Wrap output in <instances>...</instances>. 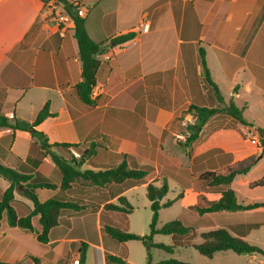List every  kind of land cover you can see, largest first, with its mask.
Returning a JSON list of instances; mask_svg holds the SVG:
<instances>
[{"label": "crops", "instance_id": "0c3cea01", "mask_svg": "<svg viewBox=\"0 0 264 264\" xmlns=\"http://www.w3.org/2000/svg\"><path fill=\"white\" fill-rule=\"evenodd\" d=\"M68 1L83 9L84 25L85 18H90L88 35L93 41L102 43L103 52L97 56L100 63L96 84L91 92L93 104L81 103L72 92L71 98H66V93L81 80V61L73 37L72 19L66 23L54 21L53 0H0V114L10 123L15 119L31 122L48 102L51 115L35 129L45 134L48 143H82L85 147L93 144L94 153L81 165V170H99L117 164L122 154L127 153L129 165L149 164L152 166L150 172L155 171L151 178L143 179L144 185L151 181L159 186L163 178L166 181L170 178L180 190L194 191L190 175L196 169L197 186L201 191H194L189 205L199 203V194L207 200H217L220 192L206 189L199 174L206 170L222 172L219 169L223 165L227 172L229 167H235V162L252 157L260 147L248 145L241 139L240 131L244 128L264 131V0H213L212 3V0ZM140 23L145 25V33L137 31ZM213 30H217L222 39L217 35L215 40L213 35V41L206 43L205 36ZM130 32L133 33L130 39L117 40ZM197 42L204 46L207 66L216 85L220 79L215 76L210 62L219 64L221 59L229 58L233 61L230 68L220 66L216 69L228 82L227 97L218 85L220 97L215 92L213 96L206 93L200 67L195 65L198 49L202 47ZM215 46L225 51L222 57L215 53ZM239 60L242 64H237ZM225 70L231 73L230 77ZM209 97L214 104H206ZM221 100H230L229 107L232 104L240 109L246 124L217 111L201 128L191 145L192 152L188 147L185 152L176 140L189 134L188 128L182 127L179 121L182 111L191 106L217 108ZM33 141L35 138L29 131L0 127V164L16 168L19 162L25 161ZM253 163L248 164L249 168ZM128 182L104 185L113 188L105 202L116 203L119 195L125 196L135 186L127 185ZM0 183L4 189L9 185L3 177ZM179 193L181 196L176 199H184L185 192ZM25 202L30 206L29 201ZM256 212H264V207L238 213L224 212L231 217V226L222 225L209 213L202 214L200 216L208 215L213 219L211 227L206 229L181 220L194 227L190 237L194 242L199 241L200 232L221 226L232 235L241 234L246 240L251 230L264 226V222L249 226L247 230L240 227L238 231L232 222L241 219L246 224L253 221ZM86 216V213L71 211L63 214L61 217L69 221L65 219V226L56 240H61L62 244L74 240L68 239V235L76 224L78 229L86 228ZM12 230L20 232L23 238L27 235L25 229L10 226L3 215L0 236ZM52 234L53 228L46 245L54 242ZM170 236L173 243L168 245H173L172 253L175 248L191 246L177 244L184 237ZM84 241L87 248L94 245L88 238ZM126 242L123 243L126 249L116 246L104 249L103 245H97V249L86 248L84 264H115L107 262L108 254L141 264L137 253L128 249ZM51 250L56 253L54 264H59L60 255L68 259L63 264L78 262L79 249ZM152 250L149 264H157L160 260L152 258ZM256 254L247 256L252 258ZM40 259L41 264L47 263L44 254Z\"/></svg>", "mask_w": 264, "mask_h": 264}, {"label": "trees", "instance_id": "16d2710c", "mask_svg": "<svg viewBox=\"0 0 264 264\" xmlns=\"http://www.w3.org/2000/svg\"><path fill=\"white\" fill-rule=\"evenodd\" d=\"M55 1L62 3L64 11L73 21V37L77 41L79 58L81 61V80L73 85L72 89L66 93V98L70 99V93L72 92L81 103L92 105L93 100L91 98V92L96 84V73L100 63L97 56L103 52L102 43H97L90 38L84 25V18L78 15L76 11V5L68 0ZM132 36L133 33H126L119 36L117 40L122 42L130 39ZM219 50L220 49H216L215 51L218 52ZM223 52L224 53H217L219 58L225 54V51ZM198 56L206 83L209 84L215 94L220 97V91L211 78L203 47H199ZM237 64H242V61L239 60ZM230 75L231 73L228 72L227 76ZM192 108L195 110V118L193 123L189 124L187 127L189 134L185 138V146H189L192 141L197 139L205 122L218 111L214 107L192 106ZM228 112L240 123L246 124L245 119L241 116L240 109L231 104L228 108ZM49 115H51V113L48 109V102L42 106L31 122L15 119L13 123H10L4 115L0 114V127H10L12 129L29 131L31 136L35 138V141L31 142L29 154L25 161L19 162L16 168H10L0 164V177L10 182L4 190L0 189V220L2 216L5 215L6 221L10 226H18L31 231L34 226L32 217H36L39 225L36 238L42 243L48 242L50 229L59 224V219L63 214L70 211L75 214L82 212L83 208L82 205L78 203L79 199L73 200L66 194L75 180H81L90 185L102 187L109 183L121 184L130 180H143L152 170V166L149 164L138 167L129 165L128 158L130 155L127 153L122 154L121 160L117 164L106 165L103 169L99 170H81V165L94 153V145L92 144L89 147H85L82 143H48L45 134L35 129V126ZM259 140L262 146V155L264 153V137H259ZM70 149L78 153L79 157H74ZM36 151L39 152V156L33 155V152ZM66 155H69V158H67ZM47 157L49 158L48 160L46 159ZM248 168L249 165L241 169L229 167L225 173L208 170L202 171L198 176L202 185L208 190L220 192L221 195L217 200H207L202 194H199L198 197L204 204L196 203L189 205V207L194 209L199 215L209 213L217 218L222 225L227 224V226H231V217L226 215V212L238 213L264 207V202L262 201H254L247 204L238 203L235 191L229 186L237 174L245 173ZM20 184L23 186L22 194L28 198L31 203L30 206L14 198V188ZM249 185L254 187L263 186L264 177L249 183ZM222 186L225 188H222ZM145 187L146 197L150 202L151 209L148 234L139 235L129 232L128 230L113 227L109 224L105 225L103 228L105 233L118 243H124L129 240L140 241L146 248L148 264L151 257V248H161L165 251L172 252L173 245L153 241V236L155 234L176 235L184 238L188 237V239L177 241V244H190L200 254L208 258H211L215 252L223 250H231L239 255H250L253 253L264 255L262 248L242 239L240 237L241 234L237 233V235H232L224 226L200 232L199 241L196 242L190 239L191 233L194 232V227L186 225L180 218L170 219L161 226H157L159 210L162 207L170 206L175 199L161 201L168 191L165 178L161 180L159 186L150 181ZM39 188H58L57 192L59 193L53 194L44 200H40L39 194L37 193V189ZM180 196L181 193L177 195V197ZM116 200V203L107 202L103 207L124 214L132 212L133 207L126 196L119 195ZM18 206L23 207V213L22 211L18 212L16 210ZM256 214H259L257 218ZM262 222H264V212H256L253 215V221H248L246 224H244L241 219L232 223L236 224L235 230L238 231L240 227V229L247 230L249 226H258ZM86 248L87 242L84 240L81 241L78 248V264H84ZM33 259L35 262L37 261V258L34 257ZM107 262L115 264H132L119 256L111 254L107 255ZM0 264L6 263L0 262ZM158 264L191 263L175 258H168L160 260Z\"/></svg>", "mask_w": 264, "mask_h": 264}, {"label": "rangeland", "instance_id": "374dc122", "mask_svg": "<svg viewBox=\"0 0 264 264\" xmlns=\"http://www.w3.org/2000/svg\"><path fill=\"white\" fill-rule=\"evenodd\" d=\"M56 2V10L59 9L61 11L62 4L59 1ZM213 0L211 1V3ZM90 18H85V27L87 30L90 29ZM139 27V28H138ZM136 29V28H135ZM134 29V30H135ZM137 31L139 33H145L146 31L143 30V27L139 24L137 26ZM214 32V33H213ZM210 31L207 36H205L204 41L206 43H210L212 40V36H219L218 39H222V35L217 34V30ZM218 32H220L218 30ZM136 33V32H135ZM114 35V34H113ZM112 35V36H113ZM216 40V37H215ZM198 46L199 43L197 42ZM204 47V46H202ZM218 49V47H214V50ZM222 49H220L218 52L215 51V53H224ZM220 63H213L210 62L211 69L216 74L215 76L220 79L218 81L220 88L222 89L223 93L227 97V94L229 90L228 82L226 81L225 77L222 75H218L216 69H219L220 66H231L233 63L230 58L228 60L221 59L219 61ZM207 63V62H206ZM200 67V73H201V80L203 82V87L206 89V93L212 95L214 93L212 87L206 83L203 74H202V68L200 65L199 56L197 55L196 58V64ZM234 64V63H233ZM226 74L228 73L227 70H225ZM230 77V76H228ZM213 96V95H212ZM213 100V98H212ZM230 100L226 101H220L216 109L218 112H221V115L224 117L229 118L231 116L228 112ZM206 104H214V102H211V98H208V101ZM195 110L191 107H188L184 111H182L181 115L179 116V121L182 125V127L187 128L189 123L191 124L194 120ZM232 120V119H231ZM230 124V123H229ZM227 124L226 126H228ZM250 129V128H249ZM243 129L240 131L241 139L244 140L248 145H252L250 142L246 141L245 135L243 134ZM185 138L178 139L177 143L181 146L183 145V150L186 151V147H188L189 152H192L193 147L191 148V145L194 141H192L189 146H185ZM184 143V144H183ZM261 144V143H260ZM259 149H256L253 153L252 157L242 159L240 161L235 162V167H245L250 163H254L250 166L247 172L237 174L232 183L231 187L234 189L236 194L237 202L239 203H250L252 201H264V185L263 186H250L249 183L260 179L264 177V153L261 157L259 155L262 151V146ZM191 149V150H190ZM260 152V153H258ZM71 154L78 158V156H75L72 152ZM33 155L39 156V152H33ZM67 158H69V155H66ZM49 159L48 157L46 158ZM89 165V164H88ZM87 167V163L84 164V167ZM135 166V165H134ZM222 172H226L225 165L221 166L219 169ZM185 171V170H183ZM182 172V171H181ZM155 174V171H152L148 174L146 179L151 178ZM199 174V173H198ZM181 179L182 175H179ZM189 180V177L188 179ZM8 183L9 180H7ZM190 181L193 183L194 191L199 192L201 191L199 186V181L197 182V174L196 169L193 171V175H190ZM189 181V183H190ZM145 180L140 181H129L126 183L127 185H134L135 186L127 191L125 196L127 197L129 203L132 205L133 209L132 212L127 214L119 213L114 210H110L108 208H104L103 205L106 203L105 199H107V194L111 195L113 188L109 186H93L90 185L87 182L81 181V180H75V182L72 183L70 190H68L66 193L67 195L74 199H79L78 203L82 205V212L86 213L87 216L85 217V226L86 228H74L68 235V239L72 238L74 240H71V242H66V244H62L63 242L60 240H56V238H59L60 236V229H63L65 226V217H60L59 224L60 226L53 227V239L54 242H51L49 245H46L45 243H41L36 238V232L39 230V225L37 223V218L32 217L33 222V230H27L25 229L27 235L25 237H21L18 233L15 231H9L5 234V236H0V262L6 263V264H41V257L44 254V256H47V263L46 264H54L56 261V253L54 250L51 249H78L81 241L88 238V240L93 243L94 245H90L87 249H97V245H103L104 249L109 248V246L117 247L118 249H126L123 243H118L111 239L104 231V226L109 224L113 227L120 228L122 230H128L129 232H133L139 235H146L149 233V223H150V217H151V209H150V202L148 201L146 197V187L144 185ZM7 183V182H6ZM168 185V191L166 195L163 197L162 201H165L167 199H175L174 202L168 206V207H162L159 210V216L157 221V226H161L166 221L173 219V218H180L182 219L186 224H194V225H202L204 228L208 226L210 228L213 222V219L211 216L203 215L200 216L198 213L191 209L188 205L191 203V199L194 191H188V190H180L175 181L172 179H168L167 181ZM198 185V186H197ZM22 184L19 186H15L14 188V197L15 199H20L21 202L29 201L28 198H26L25 195L22 194ZM0 189L4 190L3 183H0ZM58 188L56 189H46V188H39L37 189V193L39 194L40 200H44L48 197H50L53 194L59 193L57 192ZM185 192V198L184 199H176V196L179 192ZM23 200V201H22ZM24 201V202H25ZM199 201V200H198ZM30 202V201H29ZM117 202V200H116ZM26 203V202H25ZM198 204H202V201L200 200ZM18 212L22 213L24 212V209L22 206H18L16 208ZM256 214V218H257ZM69 221L66 219V222ZM5 223V220H3ZM69 225L71 223L69 222ZM4 227V226H2ZM206 229V228H205ZM84 238V239H82ZM188 239L187 238H183ZM153 240L155 242H163L165 244H171L172 239L170 235H162L157 234L153 237ZM246 240H248L250 243L258 245L261 247L264 251V226L251 230V232L246 237ZM68 241V240H67ZM71 243V245L69 244ZM127 248L132 249L134 252L137 253V260L141 264H148L147 256H146V248L143 246V244L138 240H129L126 242ZM119 246V247H118ZM43 251V250H45ZM153 249V256L152 258L154 260H161V259H167V258H176L179 260H182L184 262H188L191 264H264V255L256 254L255 257H249L247 255H239L234 253L231 250H223L218 251L213 254L211 258H208L202 254H200L196 249H194L191 246H182L179 248H175L174 253L165 251L161 248H151ZM37 258V261L35 262L33 258ZM141 258V259H140ZM45 261V258H43ZM68 259H65V255H60L59 257V264H63V262L67 261ZM78 260V259H77ZM151 260V257H150ZM150 262V261H149ZM158 264V263H157Z\"/></svg>", "mask_w": 264, "mask_h": 264}, {"label": "built area", "instance_id": "2783aa9c", "mask_svg": "<svg viewBox=\"0 0 264 264\" xmlns=\"http://www.w3.org/2000/svg\"><path fill=\"white\" fill-rule=\"evenodd\" d=\"M55 1V0H53ZM53 6H54V13H53V20L56 21L57 23H66L68 22L71 18L70 16L64 11L63 9V5L61 6V11H59V9L56 10V2H53ZM62 4V3H61ZM76 11L78 13V15H82L83 13V9H78L77 6H76ZM141 27H143V29L145 28V25L140 23ZM195 118V117H194ZM194 121V120H193ZM193 123V122H192ZM190 124V123H189ZM243 134L245 135V138H246V141L250 142L251 144L253 145H256L257 147L258 146H261L260 144V140H259V135L257 133L256 130H253V129H249V128H244L243 129ZM71 152L75 155V156H78L79 154L76 153L74 150L70 149ZM78 264V262H77Z\"/></svg>", "mask_w": 264, "mask_h": 264}, {"label": "water", "instance_id": "95a60500", "mask_svg": "<svg viewBox=\"0 0 264 264\" xmlns=\"http://www.w3.org/2000/svg\"><path fill=\"white\" fill-rule=\"evenodd\" d=\"M256 131H257V133H258V135H259L260 138H263L264 137V131L262 129L257 128Z\"/></svg>", "mask_w": 264, "mask_h": 264}]
</instances>
